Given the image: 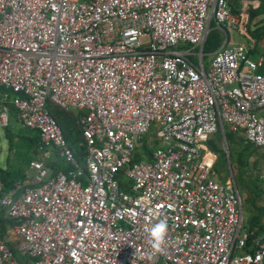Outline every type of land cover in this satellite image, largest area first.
<instances>
[{
	"label": "built area",
	"instance_id": "1",
	"mask_svg": "<svg viewBox=\"0 0 264 264\" xmlns=\"http://www.w3.org/2000/svg\"><path fill=\"white\" fill-rule=\"evenodd\" d=\"M211 20L247 34L248 12L228 0H0V88L69 165L49 175L37 156L24 181L4 190L0 180V209L15 221L0 264H264V233L239 252L241 195L212 174L203 144L226 123L264 146L262 59L234 44L204 69ZM47 99L84 111L83 166ZM8 118L2 105L0 124ZM152 128L159 146L134 161ZM160 221L156 251L147 230Z\"/></svg>",
	"mask_w": 264,
	"mask_h": 264
},
{
	"label": "trees",
	"instance_id": "2",
	"mask_svg": "<svg viewBox=\"0 0 264 264\" xmlns=\"http://www.w3.org/2000/svg\"><path fill=\"white\" fill-rule=\"evenodd\" d=\"M257 1L258 5H250L247 9L251 20L257 16L264 15V0ZM228 3L232 12H239L240 7L235 4V0H228ZM260 23H262L261 26L250 31V35L256 41L264 38V20ZM227 31L228 28L217 25L213 20L210 21L202 51L204 69L208 68L211 54L225 47L226 42L224 45L223 42L228 33ZM4 93H7L6 97H4ZM12 95L11 92L0 88V107L2 105L7 106L9 119L14 118L18 120L17 111L11 103ZM46 108L59 125L66 141L76 154L79 164L83 166L85 148L79 145L81 133L77 120L84 114V111L77 110L74 113L72 109L65 110L49 99L46 100ZM24 128V133L14 135L12 131H9L8 125L4 126L5 137L9 140L8 153H14L3 166L0 165V180L3 182L4 190L12 188L17 181L25 180L26 171L29 169V162L32 159H36L39 156L38 153L44 148L41 144L38 131L27 127ZM151 135L152 129L150 134L145 135L141 139L140 146L135 149L133 154L134 161L143 158L150 160L152 158L153 150L150 145L156 144L157 140L150 139L149 136ZM223 136L230 164H227L228 160L224 149ZM147 138L152 142L147 143ZM203 144L205 149L215 156L212 166L213 172L217 174L219 165H225L226 168L228 166L227 173L219 174L218 179L226 182L225 180L230 170L233 174L234 183L241 195L242 225L247 233V247L239 252H248L251 250V240L264 233V186L259 173L261 168L264 167V146L258 147L246 142L242 130L232 129L226 123H223V133L220 129H217L204 140ZM52 165L55 166V161L52 162ZM68 168L69 166L61 167L57 164V166L52 168V174H55L59 170L67 171ZM14 222V220L4 217L0 209V238L4 239L7 243L10 242L9 239L12 237L11 228Z\"/></svg>",
	"mask_w": 264,
	"mask_h": 264
},
{
	"label": "crops",
	"instance_id": "3",
	"mask_svg": "<svg viewBox=\"0 0 264 264\" xmlns=\"http://www.w3.org/2000/svg\"><path fill=\"white\" fill-rule=\"evenodd\" d=\"M235 2H236L235 4L240 7L239 12L241 10H246L248 12L247 9L250 5H252V6L258 5L257 0H235ZM232 3H234V2H232ZM262 20H264V15L257 16L252 20L249 18V24L247 26V34L244 36H239L237 34V32L235 30H233L235 32V34L239 38L241 37L243 40L240 38V41L239 40L238 41H232V43L230 45H234V44L249 45V50H248V54H247L248 58L252 61H257L258 59L261 58L262 63L260 66H258L256 68V71L264 74V38L259 40V41H256V39H254L250 35V31H252L253 29L262 25V23H260V22H262ZM228 40H229V35L227 33L225 36V40L223 42V45L226 42V45L230 46V45H228L229 44ZM226 45H225V47H227ZM38 155L41 157V159L44 161L46 167L49 169V175H54V174H52V168L57 166V164L60 165L61 167H66V166L68 167L69 166L64 159L62 160L56 155L53 148L44 147L42 149V151L38 153ZM54 161H55V166L52 165V162H54ZM0 165L3 166L4 164H0Z\"/></svg>",
	"mask_w": 264,
	"mask_h": 264
},
{
	"label": "rangeland",
	"instance_id": "4",
	"mask_svg": "<svg viewBox=\"0 0 264 264\" xmlns=\"http://www.w3.org/2000/svg\"><path fill=\"white\" fill-rule=\"evenodd\" d=\"M227 32H228V35H229V40H228L229 44L227 43L228 45H230L232 43V41H238V40L240 41L241 37L239 38L235 34V32L233 30L228 29ZM239 36H242V35H239ZM241 69H242V71H246V72L249 71V69L247 67H245V66H242ZM71 109H72V112H74V113L77 112V109H75V108H71ZM260 113L264 114V110H262ZM7 125H8L9 131H12L14 133V135H16L18 133H24L25 128L21 125V123L17 119H14V118L9 119L8 118V124ZM149 137H150V139H156L155 138V131L153 130V128H152V135L149 136ZM147 140H148V138H147ZM148 142H152V141L148 140L147 143ZM8 144H9V140H7V137H5L4 126H2L0 124V164H5L8 161V159L11 158L12 155L14 154V153H12V154L8 153ZM138 146H140V142H139ZM158 146H159V141H157L156 144L150 145V147L152 148L153 151ZM59 158L63 160V158H61V157H59ZM143 160H147V159L143 158ZM213 163H212V166H213ZM227 168H228V166H227ZM227 168H226L225 165H219L217 174L215 172H213V171H212V174L218 178L219 174H226L227 173ZM259 173H260V177H262V183H263V186H264V167L261 168ZM120 179H121V182L122 181L126 182V179L123 176H121ZM229 179H233V177H231V170L229 171V174L227 175V179L225 180L226 182H223L220 179H218V180L222 184L227 186L230 183Z\"/></svg>",
	"mask_w": 264,
	"mask_h": 264
},
{
	"label": "clouds",
	"instance_id": "5",
	"mask_svg": "<svg viewBox=\"0 0 264 264\" xmlns=\"http://www.w3.org/2000/svg\"><path fill=\"white\" fill-rule=\"evenodd\" d=\"M149 232L150 240L152 247L156 251L161 250V245L164 241V237L167 232V224L166 221H160L159 223L155 224L150 230H147Z\"/></svg>",
	"mask_w": 264,
	"mask_h": 264
},
{
	"label": "water",
	"instance_id": "6",
	"mask_svg": "<svg viewBox=\"0 0 264 264\" xmlns=\"http://www.w3.org/2000/svg\"><path fill=\"white\" fill-rule=\"evenodd\" d=\"M206 35H207V32H206V34H205V38H206ZM203 45H204V43H203ZM201 49H203V46H202ZM222 133H223V128H222ZM223 139H224V149H225V152L227 153L228 164H230V159H229V157H228V150H227V146H226V142H225V138H224V136H223ZM231 177H233L232 172H231Z\"/></svg>",
	"mask_w": 264,
	"mask_h": 264
}]
</instances>
